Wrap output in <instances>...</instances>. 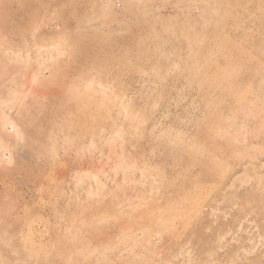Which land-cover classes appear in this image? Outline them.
<instances>
[{"label":"rangeland","instance_id":"374dc122","mask_svg":"<svg viewBox=\"0 0 264 264\" xmlns=\"http://www.w3.org/2000/svg\"><path fill=\"white\" fill-rule=\"evenodd\" d=\"M0 264H264V0H0Z\"/></svg>","mask_w":264,"mask_h":264},{"label":"bare ground","instance_id":"6f19581e","mask_svg":"<svg viewBox=\"0 0 264 264\" xmlns=\"http://www.w3.org/2000/svg\"><path fill=\"white\" fill-rule=\"evenodd\" d=\"M11 129V128H10Z\"/></svg>","mask_w":264,"mask_h":264}]
</instances>
